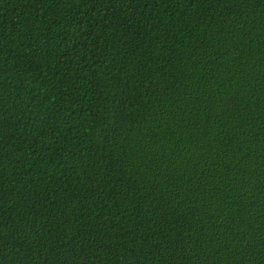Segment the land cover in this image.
<instances>
[{
  "label": "trees",
  "instance_id": "obj_1",
  "mask_svg": "<svg viewBox=\"0 0 264 264\" xmlns=\"http://www.w3.org/2000/svg\"><path fill=\"white\" fill-rule=\"evenodd\" d=\"M0 264H264V0H0Z\"/></svg>",
  "mask_w": 264,
  "mask_h": 264
}]
</instances>
